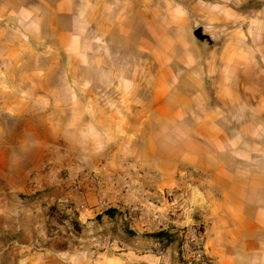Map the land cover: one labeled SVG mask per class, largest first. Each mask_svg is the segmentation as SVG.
I'll return each instance as SVG.
<instances>
[{"label": "crops", "instance_id": "obj_1", "mask_svg": "<svg viewBox=\"0 0 264 264\" xmlns=\"http://www.w3.org/2000/svg\"><path fill=\"white\" fill-rule=\"evenodd\" d=\"M254 1L248 6L241 0H186L188 13L213 20L208 27L214 45L202 53L173 54L166 62L162 52L146 46L147 38L138 37V50L155 66H139L132 74L98 66L86 77L82 60L95 58L82 51L72 28L55 29L53 44L68 61L64 75L74 77L63 86L73 97H53L48 77L55 69L48 63L40 100L34 99L33 72L27 73L31 84L21 88L26 98L0 100V264H177L175 247L164 253L159 247H114V230L122 224L145 236L187 233L195 223L203 225L198 240L211 264H264V52ZM54 12L72 14L71 1L58 0ZM7 52L8 58L16 54L13 48ZM100 75L106 82L98 85ZM110 90L114 98H104ZM126 157L160 173L153 205L107 182L106 174ZM87 161L89 171L82 165ZM187 166L210 183L203 212L168 220L159 231L161 190L173 187ZM79 185L85 201L77 197ZM81 203L79 239L91 247L66 250L58 261L32 257L20 263L19 247H33L36 225L55 221L47 207L66 212Z\"/></svg>", "mask_w": 264, "mask_h": 264}, {"label": "rangeland", "instance_id": "obj_2", "mask_svg": "<svg viewBox=\"0 0 264 264\" xmlns=\"http://www.w3.org/2000/svg\"><path fill=\"white\" fill-rule=\"evenodd\" d=\"M57 1L0 0V100L15 96L26 98L27 92L24 93L21 88L25 90V85L31 84L30 80L27 81V73L30 72L34 73V99L40 100L42 92L38 90H42V69L48 63L55 69L48 77L49 83L55 88L53 97L61 101L73 97V93L63 86L72 83L74 78L64 75L63 69H66L68 61L53 44L57 27L72 28L83 41L82 51L95 58L92 61L88 56L82 60V63H86L82 66V74L86 77L91 76L93 68L98 66L117 69L126 74H132L139 66L154 67L149 59L146 60V55L138 50L137 40L141 36L150 41L146 46L154 53L162 52L166 62L170 61L173 54L186 56L188 52L202 53V47L214 45L212 30L208 27L213 24V20L202 14L188 13L184 7L186 0H70L72 14L69 16L54 12ZM241 1L248 6L256 2ZM257 1L260 8L259 46L264 52V0ZM247 14L248 17L250 13ZM150 19H154V23L146 26L144 21ZM199 27L210 37L209 43L198 41L193 36V31ZM11 48L16 54L8 58L6 54ZM45 53H50V56ZM60 56L61 60L57 58ZM98 78V85L106 82L104 76ZM115 93L110 90L103 96L114 98ZM140 94L142 98L147 96L145 88ZM2 111L0 108L1 115ZM2 126L4 124H0ZM42 166L47 169L45 164ZM70 208L64 212L57 210L55 205L47 207L46 214L53 216L55 221L46 219L41 225H36L33 247H29V250L19 247L20 263L32 257L41 263L45 260L58 261L66 258V250L91 247L88 242L79 239L82 227L76 221L77 206ZM121 225L114 230V247H159L162 253L168 247H175L173 255L177 264H197L182 255V234L179 231L167 233L168 236L162 239L155 237V234L149 235L152 239H148V235H141V232ZM144 241L150 244L145 245ZM195 241L192 240L191 247ZM94 245L92 247H105L103 244Z\"/></svg>", "mask_w": 264, "mask_h": 264}, {"label": "built area", "instance_id": "obj_3", "mask_svg": "<svg viewBox=\"0 0 264 264\" xmlns=\"http://www.w3.org/2000/svg\"><path fill=\"white\" fill-rule=\"evenodd\" d=\"M83 168L89 171L90 164L84 162ZM42 171L45 166H42ZM139 177V180L135 178ZM161 175L157 170L144 168L135 163L131 157L122 158L119 161V166L116 171L106 174V180L110 186L116 187L123 193H130L135 197H143L147 199L150 204L153 203L152 193L160 182ZM176 184L171 188L161 190V195L165 201V208L162 213H155L156 227L159 231H165L167 221L171 219L185 218L190 212L195 210L203 212L202 205L204 204L203 193L210 188L204 174L195 167H183L176 176ZM77 197L85 201V191L77 186ZM196 199L194 201L193 199ZM84 203L77 206V209H82ZM71 208H68L70 210ZM130 211L133 213L135 209L131 207ZM202 224L195 223L186 233L184 229H179L182 234V255L186 256L191 261L197 264H211L210 260L203 253L201 245L199 244V234L202 232ZM190 238V239H189ZM193 247L190 246L192 240ZM198 240V241H197Z\"/></svg>", "mask_w": 264, "mask_h": 264}, {"label": "water", "instance_id": "obj_4", "mask_svg": "<svg viewBox=\"0 0 264 264\" xmlns=\"http://www.w3.org/2000/svg\"><path fill=\"white\" fill-rule=\"evenodd\" d=\"M193 36L198 40V41H201V42H210V37L204 33L203 29L201 27L199 28H196L194 31H193Z\"/></svg>", "mask_w": 264, "mask_h": 264}, {"label": "trees", "instance_id": "obj_5", "mask_svg": "<svg viewBox=\"0 0 264 264\" xmlns=\"http://www.w3.org/2000/svg\"><path fill=\"white\" fill-rule=\"evenodd\" d=\"M154 236L159 238V239H162L163 237L168 236V235H167V233H155Z\"/></svg>", "mask_w": 264, "mask_h": 264}, {"label": "bare ground", "instance_id": "obj_6", "mask_svg": "<svg viewBox=\"0 0 264 264\" xmlns=\"http://www.w3.org/2000/svg\"><path fill=\"white\" fill-rule=\"evenodd\" d=\"M169 113V112H168Z\"/></svg>", "mask_w": 264, "mask_h": 264}]
</instances>
